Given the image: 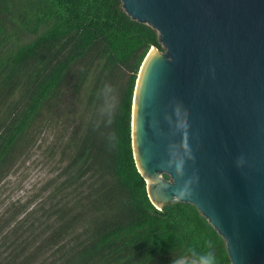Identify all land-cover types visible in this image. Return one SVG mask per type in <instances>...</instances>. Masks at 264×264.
<instances>
[{"label": "trees", "instance_id": "16d2710c", "mask_svg": "<svg viewBox=\"0 0 264 264\" xmlns=\"http://www.w3.org/2000/svg\"><path fill=\"white\" fill-rule=\"evenodd\" d=\"M152 46L120 0H0V187L41 141L58 171L43 219L24 204L1 225L0 264H172L188 247L231 264L197 207L157 209L136 166L133 96Z\"/></svg>", "mask_w": 264, "mask_h": 264}, {"label": "water", "instance_id": "95a60500", "mask_svg": "<svg viewBox=\"0 0 264 264\" xmlns=\"http://www.w3.org/2000/svg\"><path fill=\"white\" fill-rule=\"evenodd\" d=\"M120 1L163 48L142 62L132 104L150 201L196 206L231 264H264V0Z\"/></svg>", "mask_w": 264, "mask_h": 264}, {"label": "rangeland", "instance_id": "374dc122", "mask_svg": "<svg viewBox=\"0 0 264 264\" xmlns=\"http://www.w3.org/2000/svg\"><path fill=\"white\" fill-rule=\"evenodd\" d=\"M32 36H23V41H29ZM44 139H48L47 135ZM56 165L45 151V142L40 143L30 154L21 161L13 173L0 187V229L5 220L16 213L22 205L38 207L37 215L43 219L42 203L46 197L47 182L56 175ZM7 228L0 232V250L4 252L2 235ZM5 239V238H4ZM6 240V239H5ZM7 241V240H6Z\"/></svg>", "mask_w": 264, "mask_h": 264}, {"label": "clouds", "instance_id": "9594fccd", "mask_svg": "<svg viewBox=\"0 0 264 264\" xmlns=\"http://www.w3.org/2000/svg\"><path fill=\"white\" fill-rule=\"evenodd\" d=\"M191 195L189 188H184L178 193L181 198ZM207 247L214 249V244L211 240L207 242ZM172 264H217V256L214 251L201 253L196 251L195 248L188 247L173 259Z\"/></svg>", "mask_w": 264, "mask_h": 264}]
</instances>
